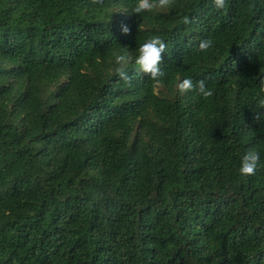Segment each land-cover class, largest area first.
I'll list each match as a JSON object with an SVG mask.
<instances>
[{
  "label": "trees",
  "instance_id": "1",
  "mask_svg": "<svg viewBox=\"0 0 264 264\" xmlns=\"http://www.w3.org/2000/svg\"><path fill=\"white\" fill-rule=\"evenodd\" d=\"M135 3L0 0V264H264V0Z\"/></svg>",
  "mask_w": 264,
  "mask_h": 264
},
{
  "label": "clouds",
  "instance_id": "2",
  "mask_svg": "<svg viewBox=\"0 0 264 264\" xmlns=\"http://www.w3.org/2000/svg\"><path fill=\"white\" fill-rule=\"evenodd\" d=\"M211 5L214 9L220 10L225 6V0H210ZM169 4V0H136L135 6L132 9V13H141L145 10H151L155 8H164ZM121 31L123 33L128 32V28L126 26H122ZM211 40L202 39L197 45L198 50L203 52L211 47ZM164 50V43L161 41L159 37H152L150 39L145 40L142 43L135 56L134 63L138 66V69L150 76V78L157 83H159L160 79L165 76L164 70L160 67L159 61L161 60V53ZM128 63V58L124 54L115 55V64L116 67L114 69L115 73L122 78L124 77V66ZM176 87L181 91L190 90L194 91L196 94H199L202 97H208L211 92L208 87H206L204 80H197L193 82V80L189 77H185L182 81H180ZM261 92L256 97L255 106L257 108L256 115L254 119L259 120L260 118H264V82H261ZM259 157L255 151H247L245 152L239 162V173L241 175H251L253 174Z\"/></svg>",
  "mask_w": 264,
  "mask_h": 264
}]
</instances>
